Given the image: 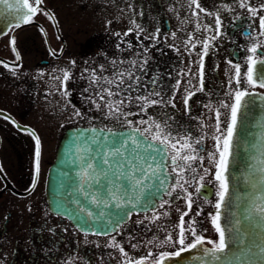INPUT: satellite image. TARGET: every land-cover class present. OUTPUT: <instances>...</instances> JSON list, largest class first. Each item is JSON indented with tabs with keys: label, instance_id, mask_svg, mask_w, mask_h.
Returning <instances> with one entry per match:
<instances>
[{
	"label": "flooded vegetation",
	"instance_id": "obj_1",
	"mask_svg": "<svg viewBox=\"0 0 264 264\" xmlns=\"http://www.w3.org/2000/svg\"><path fill=\"white\" fill-rule=\"evenodd\" d=\"M99 2L101 0H97ZM120 2L129 4V36L121 39L117 34L99 32L100 39L94 41L89 52L75 54L66 69L83 71L90 65L92 72L96 70L99 74L101 65L113 70V60L117 61L120 70L126 69L130 60H136L138 68L142 63L143 72L134 69L141 76L139 94L151 91V81L158 77L155 91L164 100L163 106L147 107L149 115L161 122L167 120L173 133L189 134L193 140H202L195 147L201 150L199 155L203 157L198 171L204 176V187L197 194L196 184L184 186L193 194L190 210L186 198H178L185 193L177 189L171 196L158 199L149 209L133 212L127 221L107 234L84 232L65 216L52 212L44 191L48 168L43 173L40 169L37 175L35 140L28 130H19L10 120L30 127L40 138L41 149H45L39 129L28 124L35 104L32 98L35 99L37 95L36 83L24 84L25 78L19 76L17 71L22 66L24 50L37 51L41 38L46 52L54 60L63 55L67 44L56 18L50 21L61 43L58 51L52 47V37L48 36L39 21L34 18L33 23L23 24L20 15L15 13L21 27H12L5 19L6 11L1 8L0 91L3 92H0V264H125L129 260L135 264L136 260L141 259L145 264H156L157 258L164 252L171 256L179 250L180 246L170 242L168 236L171 235L173 241L178 238L181 216L185 212L188 213L183 216L186 243L194 239L188 231L189 226L195 227L197 234L206 240L218 239L211 220L217 211L214 204L218 202L215 195L218 183L214 180L216 169L210 154H214L215 159L219 158L215 137L221 136L222 140L221 133L230 122V107L222 105L233 103L234 91L240 88L264 95V88H253L245 80L246 58L250 55L246 49L252 44L249 33L253 39L264 41V37L259 35V18L264 16V10L252 16L247 8L240 7L239 0H199L205 11L193 15L195 9L190 6L191 0ZM249 3L260 9L264 0H249ZM42 7L52 14L56 9L52 5L48 8L44 3ZM229 8L231 11L227 10ZM217 14L222 21V35H218L216 30ZM13 37L16 40L15 51L10 43ZM106 43L114 45L106 46ZM204 43L209 45L206 55L203 54ZM121 60L125 63L120 64ZM48 61L44 59L40 64L47 65ZM233 64L241 65L240 85L236 83ZM111 71H105L104 75ZM145 84L146 88L143 87ZM10 93L17 94V97L11 98ZM25 104L27 109L23 114ZM131 110L134 113L140 111L138 107H132ZM217 111L220 113V133L216 131ZM5 115L10 120L2 118ZM140 118L148 119L142 114L131 116L132 120ZM10 126L16 130V134L7 131ZM9 135H15L16 140ZM25 136L29 140L27 143L24 142ZM6 143L9 146L5 147ZM204 169L209 174H205ZM162 200L169 203L160 207ZM193 220L195 224L191 223ZM113 241L116 242L115 246ZM204 247L210 248L211 245L205 244ZM120 248L128 255L125 256Z\"/></svg>",
	"mask_w": 264,
	"mask_h": 264
},
{
	"label": "snow or ice",
	"instance_id": "obj_2",
	"mask_svg": "<svg viewBox=\"0 0 264 264\" xmlns=\"http://www.w3.org/2000/svg\"><path fill=\"white\" fill-rule=\"evenodd\" d=\"M44 0H15V11L20 13L23 10L22 23L29 24L34 22V17L43 14L48 19L54 20V14L47 12L43 7ZM0 5H6L8 9H12L14 5L10 0H0ZM241 8H247L252 16H257L258 11L264 10V4L260 9L252 7L249 0H239ZM190 6H194L193 15L198 12H203L205 9L199 3V0H191ZM231 11V9H227ZM8 23L15 28L21 27V23L17 19L9 20ZM222 21L220 16L216 15V30L218 35ZM199 27V25H197ZM259 35L264 37V16L259 18ZM42 30V29H41ZM117 35H120L117 33ZM216 37H212L215 39ZM249 39L252 40L250 47L246 49L249 56L246 58V76L247 85L256 88H264V41L258 38L253 39L249 33ZM13 50L15 51L16 40L13 37L10 41ZM195 47V45H193ZM209 45L204 43L203 54L206 55ZM258 49L260 51H258ZM18 55V54H17ZM120 64L125 63L121 60ZM128 67L120 70L117 67V61H112L113 70L104 75L106 69L103 65L100 66L99 74L93 70L89 83L94 86L93 95L102 103H96L98 110H102L106 118H114L122 127H127L128 131L114 130L112 127L104 126L103 128H89L86 131L92 133L91 144L97 145L99 152L94 156H89L90 148L84 149L81 152V146L77 145V141L83 138V130L80 135L73 134L70 138L72 143L69 145V153L75 152L79 157L80 164V180L78 191L86 193L85 199L96 205L103 204L105 208L113 207L120 209L126 206H135L141 200L144 206H154V202L162 199L163 196H171L173 192L180 189L185 193L184 196L178 198L187 200V207L190 210L193 203V194L187 191L185 185L192 186L196 184L195 192L200 193L204 187V176L198 171L199 165L203 163V157L199 155L200 149L195 145L201 144L202 140L193 137L189 134L173 133L170 130L168 121L161 122L156 117L150 116L147 107L157 105L163 106L164 100L158 91H155V83L158 77H154L151 81L153 89L144 94H139L141 85V76L134 69L138 68L136 60L127 62ZM7 66V65H6ZM201 76L203 72V62H200ZM235 70V80L237 85L241 83V65L233 64ZM139 72H143V64L138 68ZM255 72V75H254ZM68 72L65 71L64 79H68ZM231 80V78H230ZM203 80L201 79V86ZM147 87V85H143ZM135 94V95H134ZM247 89L234 91L233 103L231 105L223 104V107H230V122L226 130L221 133V136H216V151L219 153V158L215 159L214 154H210L215 165L214 180L218 183V189L215 195L218 197V202L214 204L217 209L212 215V224L218 233V239L206 240L202 235H198L195 227L189 226L188 231L194 237L186 243L184 219L183 216L188 215L185 212L181 216L180 231L178 238L173 241L171 235L168 240L180 246L179 250L174 253V256L180 257L182 252H188L196 249L202 252L199 259L202 264H237L245 257L249 259L255 255L264 256V242L256 239V229L264 228V195L259 196L250 205L245 214V220L248 222V228H242L239 218L233 217L228 222L227 227L221 225V208L228 207L226 197H229V179L226 173L229 169V163L233 156V137L236 131L238 122V114L242 107L246 106L248 101L246 97L256 96ZM152 97H159L153 99ZM264 103V98L261 99ZM187 103V101H185ZM132 107H138L139 112L126 111ZM174 107V105H173ZM143 115L148 119H140L133 122L128 119L132 115ZM75 115H81L79 111ZM219 111L216 112L217 125L216 131L221 132L219 127ZM4 119H9L8 116H3ZM171 119V118H169ZM13 122L14 121H11ZM33 136L36 143L35 150V171L37 175L40 171L41 157V142L40 138L34 133H29ZM73 145H76L73 147ZM222 145V147H221ZM99 161V164L97 163ZM2 171V168H0ZM205 174H209L207 169H204ZM101 180H105L106 184H101ZM261 183H264L262 179ZM94 185H99L107 194V199H102L97 191H92ZM34 186V185H33ZM71 194V193H70ZM81 210L78 201H72ZM169 203L167 200H162L160 207ZM120 215L119 212L116 213ZM88 217H95V213L89 211L86 213ZM101 216L104 213H100ZM125 217L128 213L124 214ZM158 218V217H157ZM195 224L193 220L191 222ZM116 242L113 241L115 246ZM205 244L211 245L210 248L203 247ZM231 244V246H230ZM120 251L125 256L128 253L124 252L123 248ZM151 255V253H149ZM169 258V253L164 252L157 260L156 264H164L165 259ZM125 264H132L126 261ZM135 264H145L144 260H136Z\"/></svg>",
	"mask_w": 264,
	"mask_h": 264
},
{
	"label": "rangeland",
	"instance_id": "obj_3",
	"mask_svg": "<svg viewBox=\"0 0 264 264\" xmlns=\"http://www.w3.org/2000/svg\"><path fill=\"white\" fill-rule=\"evenodd\" d=\"M44 4L48 8L51 5L56 8L53 13L67 47L63 55L54 60L46 52L41 38L37 51L24 50L22 66L17 71L19 76L25 78L26 83L24 84L36 83L37 86V95L35 99L32 98V102L35 101V104L29 103L34 106L28 117V124L39 129L45 147L44 150L41 149L40 157L42 173L52 162L59 138L65 129L78 125L101 127L107 125L112 128H127L122 127L114 118H106L103 111L98 110L96 104L92 102L96 100V103H102L93 95L95 88L90 87L91 66L89 65L83 71H80L81 69L68 71L66 66L75 54L89 52L94 41L100 39L99 32H104L107 35L119 33L118 36H121V39L130 34V23L127 20L129 4L127 2L119 3V0H101L99 3L97 0H44ZM34 18L44 26L48 36L52 37V47L58 51L61 43L55 36L50 19L43 14L36 15ZM109 45L113 46L114 44L106 43V46ZM44 59L49 60L47 65L40 64ZM105 67L107 70V65ZM65 71L69 74L67 80L64 79ZM10 97L16 98L17 94L10 93ZM7 104L9 106L10 103L7 102ZM23 109V114H25L27 104L23 106ZM77 111L81 115H75ZM126 111L132 110L130 108ZM128 119L136 122L142 118L132 120L129 116ZM7 131L16 134V130L11 126ZM9 136L16 140L15 135ZM26 138L28 137L25 136V143L29 142ZM17 143L20 146V142L17 141ZM4 146L9 145L6 143Z\"/></svg>",
	"mask_w": 264,
	"mask_h": 264
},
{
	"label": "water",
	"instance_id": "obj_4",
	"mask_svg": "<svg viewBox=\"0 0 264 264\" xmlns=\"http://www.w3.org/2000/svg\"><path fill=\"white\" fill-rule=\"evenodd\" d=\"M10 2L14 5L12 9H8L6 5H0V12L1 8L6 11L5 19L7 22L14 18L17 19L15 7H19L15 4V0H10ZM17 14L20 15L19 18H22L23 10ZM262 98H264L262 94L246 97L245 100L248 103L242 107L238 114V122L233 137V156L226 173L229 179V197H226L228 207L222 206L220 210L222 227H227L228 222L233 217H237L242 228H248L249 224L245 220V214L252 202L264 195V183H261L264 179V103L261 102ZM14 125L20 130H28L35 134L30 127L15 122ZM93 127L96 126H76L63 132L56 148L55 157L47 170L44 191L47 204L52 212L65 216L84 232L107 234L127 221L133 212L144 211L152 206L145 207L143 200H141L134 207L129 205L117 209L114 204L110 208H105L103 204L97 207L85 199L86 193L78 191L81 183L79 176L81 169L79 157L75 152L70 154L68 151L69 145L72 143L70 138L74 133L80 135L83 130V138L77 141V145L81 146L82 153L84 149L90 148L91 152L88 155L94 156L99 152V148L97 145L91 144L93 134L86 131ZM114 130L128 131L127 128ZM75 146L73 145V147ZM97 163L99 164V161ZM106 183L105 180H101V184ZM92 191L99 192L102 199H107L105 190L99 185H94ZM72 201H78L84 211H81ZM89 211L95 213V217H88L86 213ZM117 212L120 215H117ZM100 213H104V215L101 216ZM125 213H128L126 217ZM255 236L258 241L264 242V228L258 227ZM201 255L202 252L193 249L182 252L180 257L169 256L165 259L164 264H202L199 259ZM237 264H264V256L255 255L250 259L245 257Z\"/></svg>",
	"mask_w": 264,
	"mask_h": 264
},
{
	"label": "trees",
	"instance_id": "obj_5",
	"mask_svg": "<svg viewBox=\"0 0 264 264\" xmlns=\"http://www.w3.org/2000/svg\"><path fill=\"white\" fill-rule=\"evenodd\" d=\"M111 57H112V56H111ZM111 70H112V69H111ZM111 70H106V72L111 71ZM91 86H92V88H94V86L90 84V87H91Z\"/></svg>",
	"mask_w": 264,
	"mask_h": 264
}]
</instances>
